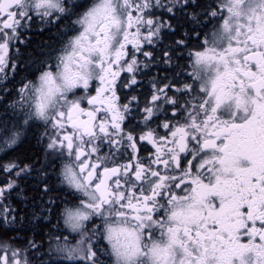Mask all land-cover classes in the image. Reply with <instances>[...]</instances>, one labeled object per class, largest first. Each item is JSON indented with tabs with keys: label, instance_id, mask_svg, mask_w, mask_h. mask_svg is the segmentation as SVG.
Here are the masks:
<instances>
[{
	"label": "snow or ice",
	"instance_id": "snow-or-ice-1",
	"mask_svg": "<svg viewBox=\"0 0 264 264\" xmlns=\"http://www.w3.org/2000/svg\"><path fill=\"white\" fill-rule=\"evenodd\" d=\"M0 264H264V0H0Z\"/></svg>",
	"mask_w": 264,
	"mask_h": 264
},
{
	"label": "trees",
	"instance_id": "trees-1",
	"mask_svg": "<svg viewBox=\"0 0 264 264\" xmlns=\"http://www.w3.org/2000/svg\"><path fill=\"white\" fill-rule=\"evenodd\" d=\"M26 35H29V34L26 33ZM30 35H31V37H32L33 42L37 41V40L40 38V34L37 33L35 30H34ZM8 235H9V236H12V235H15V234L9 232ZM20 236H21V238H23V237L25 236V233L21 232V233H20ZM37 239H38V238H37ZM17 243H22V240H18Z\"/></svg>",
	"mask_w": 264,
	"mask_h": 264
},
{
	"label": "flooded vegetation",
	"instance_id": "flooded-vegetation-1",
	"mask_svg": "<svg viewBox=\"0 0 264 264\" xmlns=\"http://www.w3.org/2000/svg\"><path fill=\"white\" fill-rule=\"evenodd\" d=\"M148 147H151L150 145Z\"/></svg>",
	"mask_w": 264,
	"mask_h": 264
}]
</instances>
